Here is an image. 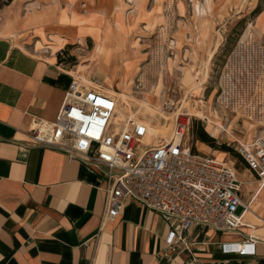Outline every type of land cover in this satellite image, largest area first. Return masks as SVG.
<instances>
[{"label":"crops","instance_id":"0c3cea01","mask_svg":"<svg viewBox=\"0 0 264 264\" xmlns=\"http://www.w3.org/2000/svg\"><path fill=\"white\" fill-rule=\"evenodd\" d=\"M17 1L0 8V264H264V186L248 168L255 185L238 172L252 207L244 225L234 233L195 226L191 251L173 253L158 213L127 200L102 226L103 179L60 151L24 146L34 118L56 119L78 74L69 48L96 37L120 0H23L21 11ZM128 10L117 14L123 31ZM243 242L252 244L246 256L235 250Z\"/></svg>","mask_w":264,"mask_h":264},{"label":"built area","instance_id":"2783aa9c","mask_svg":"<svg viewBox=\"0 0 264 264\" xmlns=\"http://www.w3.org/2000/svg\"><path fill=\"white\" fill-rule=\"evenodd\" d=\"M235 96L228 91L221 96V104L234 111V117L225 112L218 117L220 122L206 120L264 186V90L240 91ZM165 106L169 112L176 108L172 102ZM193 124L192 116L179 113L170 137L155 140L151 122L121 118L118 98L73 77L56 119L34 118L23 144L60 151L103 179L102 226L120 216L127 200H132L169 224L167 250L190 252L188 233L193 227L237 232L249 204L240 197L241 182L233 163L203 153L186 140ZM238 127L254 131L251 140L242 138L243 129ZM241 207L244 210L238 214ZM251 246L243 242L235 250L246 256Z\"/></svg>","mask_w":264,"mask_h":264},{"label":"rangeland","instance_id":"374dc122","mask_svg":"<svg viewBox=\"0 0 264 264\" xmlns=\"http://www.w3.org/2000/svg\"><path fill=\"white\" fill-rule=\"evenodd\" d=\"M22 1L16 5L20 11ZM117 8L105 28L96 29V37L69 48L66 57L76 77L89 88L125 94L120 111L151 122L158 141L170 137L177 114H189L194 124L186 140L203 153L231 161L239 178L252 179L255 185L242 163L219 150L226 139L206 118L220 122L225 112L235 116L221 104L225 91L237 96L264 90V0H120ZM128 8L123 31L117 14ZM168 102L175 104L173 112L166 108ZM199 127L216 138V148L197 140Z\"/></svg>","mask_w":264,"mask_h":264},{"label":"trees","instance_id":"16d2710c","mask_svg":"<svg viewBox=\"0 0 264 264\" xmlns=\"http://www.w3.org/2000/svg\"><path fill=\"white\" fill-rule=\"evenodd\" d=\"M1 1L4 2L1 3ZM13 1L14 0H0V8L10 5ZM196 136H197V140H199L201 143L210 145L212 148L217 147V140L214 137L210 136V134H208L205 129L201 127L197 128ZM219 150L225 153H229L236 161L242 163L247 168V164L244 161V159L238 154V152H236L227 144H221Z\"/></svg>","mask_w":264,"mask_h":264},{"label":"bare ground","instance_id":"6f19581e","mask_svg":"<svg viewBox=\"0 0 264 264\" xmlns=\"http://www.w3.org/2000/svg\"><path fill=\"white\" fill-rule=\"evenodd\" d=\"M92 84H95V83H92ZM108 94H111V95H113V96H117L118 97V103H119V101H125L126 102V99L128 98L125 94H123V93H118V92H115V91H108L107 92ZM126 104H128V103H126ZM119 113H120V117L121 118H124V113H122L121 111H120V108H119ZM202 114L203 113H201L200 111H198V116L200 117V116H202ZM203 117V116H202ZM204 118V117H203ZM150 127H151V129H152V131H154L153 130V126L152 125H150ZM169 130V129H168ZM160 133H162V132H160ZM156 143H158V142H156ZM218 158V157H217ZM219 159V158H218ZM250 208H252L251 207V203L248 205V209H247V211L245 212V214H247L249 211H250ZM244 214V215H245ZM248 215V214H247ZM246 215V216H247ZM244 217V216H243ZM242 222H243V218H242Z\"/></svg>","mask_w":264,"mask_h":264}]
</instances>
